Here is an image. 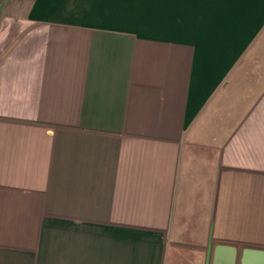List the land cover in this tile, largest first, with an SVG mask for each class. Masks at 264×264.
<instances>
[{
    "label": "crops",
    "instance_id": "crops-1",
    "mask_svg": "<svg viewBox=\"0 0 264 264\" xmlns=\"http://www.w3.org/2000/svg\"><path fill=\"white\" fill-rule=\"evenodd\" d=\"M0 264H264V0H5Z\"/></svg>",
    "mask_w": 264,
    "mask_h": 264
},
{
    "label": "water",
    "instance_id": "water-1",
    "mask_svg": "<svg viewBox=\"0 0 264 264\" xmlns=\"http://www.w3.org/2000/svg\"><path fill=\"white\" fill-rule=\"evenodd\" d=\"M4 5H5V0L0 3V16H1Z\"/></svg>",
    "mask_w": 264,
    "mask_h": 264
},
{
    "label": "rangeland",
    "instance_id": "rangeland-1",
    "mask_svg": "<svg viewBox=\"0 0 264 264\" xmlns=\"http://www.w3.org/2000/svg\"><path fill=\"white\" fill-rule=\"evenodd\" d=\"M4 1V0H3ZM2 2V0H0V3Z\"/></svg>",
    "mask_w": 264,
    "mask_h": 264
}]
</instances>
